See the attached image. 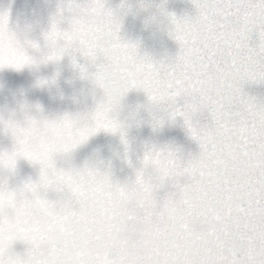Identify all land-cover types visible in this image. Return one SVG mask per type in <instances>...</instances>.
Segmentation results:
<instances>
[{
	"label": "snow or ice",
	"instance_id": "1",
	"mask_svg": "<svg viewBox=\"0 0 264 264\" xmlns=\"http://www.w3.org/2000/svg\"><path fill=\"white\" fill-rule=\"evenodd\" d=\"M191 3V17L168 14L174 58L139 53L119 35V22L79 44L98 67L133 61L141 79H126L157 106L152 127L179 118L198 152L149 146L133 178L120 182L108 166L58 167L53 157L103 130L119 134L127 160L126 126L110 115L111 98L82 127L61 117L65 135L54 147L30 146L31 118L21 126L0 117V131L13 140L12 151L0 152V169L13 172L18 158L39 165L36 180L15 188L0 179V264H264V100L244 91L246 83H264V0ZM85 5L105 6L63 0L44 44L71 40L61 24ZM28 48L41 47L13 31L8 10L0 11V67L30 65ZM58 58L55 51L47 57ZM16 242L23 253L13 251Z\"/></svg>",
	"mask_w": 264,
	"mask_h": 264
},
{
	"label": "water",
	"instance_id": "2",
	"mask_svg": "<svg viewBox=\"0 0 264 264\" xmlns=\"http://www.w3.org/2000/svg\"><path fill=\"white\" fill-rule=\"evenodd\" d=\"M63 0H0V11L8 10L9 27L22 37L36 42L43 47V34L47 31L51 17L56 13ZM109 8L122 4L132 6V12L122 22L119 35L125 41L138 42L142 54L153 59H171L177 53V44L166 33L150 32L144 29L142 21L148 12L162 9L176 17H191L195 14L191 0H104ZM255 39V34H253ZM30 55L36 54L28 48ZM83 62V61H81ZM56 76V87H45L38 84L43 78ZM244 91L258 100H264V83H246ZM146 101L143 92L130 91L124 98L126 110H134ZM92 102L90 89L86 81L73 75L69 59L64 58L60 64L47 63L38 66L25 65L16 69L0 67V113L8 112L17 115L18 108H31L49 117L83 112ZM149 117L142 110L140 119L125 122L128 141L127 160L124 145L119 134L100 130L77 146L70 154L71 166L87 163L98 164L101 168L108 166L115 180L124 182L133 178L134 169L139 167L145 149L149 146L162 147L169 145L181 149L187 155L198 152L197 143L188 135L182 120L165 122L153 128ZM13 140L9 134L0 131V152L12 151ZM58 167H65L57 162ZM39 165L24 158H18L13 172L0 169V179L7 178L9 188H15L22 182L36 180ZM25 245L13 244V251L23 253Z\"/></svg>",
	"mask_w": 264,
	"mask_h": 264
},
{
	"label": "clouds",
	"instance_id": "3",
	"mask_svg": "<svg viewBox=\"0 0 264 264\" xmlns=\"http://www.w3.org/2000/svg\"><path fill=\"white\" fill-rule=\"evenodd\" d=\"M141 10L148 13L142 21L145 30L150 32H163L169 36V32L173 30L174 25L166 12L162 9L148 12L146 6H142ZM131 12L132 6L127 4H122L116 8L104 6L103 9H97L92 5L82 6L70 18L65 17L61 24L62 28L72 34L71 40L43 44V47L36 54L32 55V63L30 65L33 66H38L42 63L47 64L49 62L60 64L67 57L74 77L87 82L92 102L83 112L68 114L75 120L74 127H82L86 124L88 122L87 118L91 117L97 106L101 103H107L110 98L114 101L110 115L122 124H125L129 120L140 119L141 110L148 115V122H150L152 116L158 111L157 106L150 103L145 94L146 101L142 106L134 110L125 109L123 101L130 91L143 92L142 90L131 88L126 79L132 77L138 80L141 79V71L133 61L122 57L119 60L106 61L102 67H98L94 62L86 60L80 55L79 41L82 37L94 38V34L106 35L110 26L115 22H119L121 28L123 18ZM69 19L71 23L68 22ZM3 41L5 47H7L9 43L7 29L4 33ZM130 43L135 44L137 50L141 53L138 42ZM53 51L56 52L59 58L47 59ZM81 67L85 69L83 72L81 71ZM38 84L45 87H56V76L40 79ZM125 88H128V90L125 91ZM16 111L17 115L15 117L10 116L8 112L0 113V117H3L4 120H8L11 117L13 120L18 121L21 126H24L26 117L31 118L34 123L29 126L28 141L30 146L41 148L54 147L60 144L65 135V131L60 126L59 120L65 114L49 117L40 111H33L30 107L18 108ZM70 154L55 151L53 152V157L56 162L59 161L65 167H69L71 166L69 162Z\"/></svg>",
	"mask_w": 264,
	"mask_h": 264
}]
</instances>
